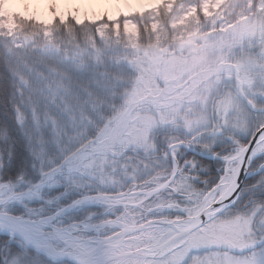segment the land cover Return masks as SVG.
I'll return each mask as SVG.
<instances>
[{
	"label": "snow or ice",
	"instance_id": "snow-or-ice-1",
	"mask_svg": "<svg viewBox=\"0 0 264 264\" xmlns=\"http://www.w3.org/2000/svg\"><path fill=\"white\" fill-rule=\"evenodd\" d=\"M0 264H264V0H0Z\"/></svg>",
	"mask_w": 264,
	"mask_h": 264
}]
</instances>
